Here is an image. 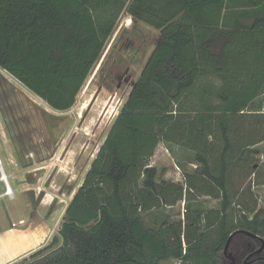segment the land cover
I'll use <instances>...</instances> for the list:
<instances>
[{"label":"trees","instance_id":"trees-1","mask_svg":"<svg viewBox=\"0 0 264 264\" xmlns=\"http://www.w3.org/2000/svg\"><path fill=\"white\" fill-rule=\"evenodd\" d=\"M125 9L160 37L58 234L11 264H225L232 233L264 235V207L235 206L232 191L233 168L251 167L250 149L264 140V114L255 113L264 0H0V69L69 110ZM161 142L194 153L185 186L158 180L151 160ZM195 189L219 207L171 221L164 208Z\"/></svg>","mask_w":264,"mask_h":264},{"label":"rangeland","instance_id":"rangeland-1","mask_svg":"<svg viewBox=\"0 0 264 264\" xmlns=\"http://www.w3.org/2000/svg\"><path fill=\"white\" fill-rule=\"evenodd\" d=\"M158 35L159 31L151 26L133 21L125 9L75 105L66 111L53 109L0 69L1 76L7 79V82L3 79L7 90L5 98L0 99V157L16 195L0 198V230L19 224L24 227L35 216H40L52 228L46 245L52 242L60 230L67 206L82 185L149 59ZM126 68H129L130 80L118 86L116 74L123 73ZM176 149L178 153L166 148L158 151L151 164L159 170V181L185 186L184 175L193 174L198 164L193 152ZM250 150L253 165L244 173L238 167L233 168L235 206L242 202L264 207V140ZM4 191L5 184L0 181V193ZM185 199L164 208L171 221L184 220L190 210L198 207L209 210L220 205L215 195L204 196L196 189L189 191ZM161 264H179V261ZM225 264H230L227 256Z\"/></svg>","mask_w":264,"mask_h":264},{"label":"bare ground","instance_id":"bare-ground-1","mask_svg":"<svg viewBox=\"0 0 264 264\" xmlns=\"http://www.w3.org/2000/svg\"><path fill=\"white\" fill-rule=\"evenodd\" d=\"M50 235V225L40 216H35L24 228H11L1 233L0 264H8L30 250L38 248Z\"/></svg>","mask_w":264,"mask_h":264},{"label":"flooded vegetation","instance_id":"flooded-vegetation-1","mask_svg":"<svg viewBox=\"0 0 264 264\" xmlns=\"http://www.w3.org/2000/svg\"><path fill=\"white\" fill-rule=\"evenodd\" d=\"M128 71L129 68H126L123 73L119 72L116 74L118 86H121L124 81L128 82L130 80ZM256 235L258 236L256 237L248 233H238L235 235L230 246V251L237 260L236 264H264V235ZM262 247L263 250L256 253ZM231 248L236 249V251H232ZM251 254L254 255L248 258Z\"/></svg>","mask_w":264,"mask_h":264},{"label":"crops","instance_id":"crops-1","mask_svg":"<svg viewBox=\"0 0 264 264\" xmlns=\"http://www.w3.org/2000/svg\"><path fill=\"white\" fill-rule=\"evenodd\" d=\"M133 19V18H132ZM133 21H135L134 19H133ZM153 28V27H152ZM155 29V28H154ZM157 31H159V30H157ZM159 37H160V31H159V35H158V38H157V40L159 39ZM258 110L257 111H255V113L257 112V114H264V95L263 96H261V97H259L258 98V108H257ZM176 147H179V146H169V145H167L166 143H164V142H161L158 146H157V149H156V152H155V155H154V157H156V154L158 153V151H160V152H162L163 151V149L164 148H166V150L167 151H171V150H173V152H179V149L177 150L176 149ZM181 148V147H180ZM16 196V195H15ZM14 196V197H15ZM48 222V221H47ZM48 224H49V222H48ZM50 225V224H49ZM25 227V226H24ZM22 225H20L19 224V226L18 225H16V226H11V227H8V228H5V229H3V230H0V234L1 233H4V232H6V231H8V230H11V228L12 229H19V228H24ZM50 228H51V226H50ZM51 231H52V228H51ZM51 236V235H50ZM50 236H49V238L46 240V241H44L41 245H39L38 247H41L42 245H44V244H46L48 241H49V239H50ZM34 249H36V248H34ZM30 251H32V250H30ZM28 253V252H27ZM24 255V254H23Z\"/></svg>","mask_w":264,"mask_h":264},{"label":"water","instance_id":"water-1","mask_svg":"<svg viewBox=\"0 0 264 264\" xmlns=\"http://www.w3.org/2000/svg\"><path fill=\"white\" fill-rule=\"evenodd\" d=\"M238 233H248V234H251L253 236H258L250 231H247V230H237L235 231L234 233H232L228 240H227V243L225 245V248H224V254L229 257L231 259V263L230 264H236L237 260L236 258L234 257L233 253L230 251V246H231V243H232V240L233 238L235 237V235H237ZM263 250V247L261 249H259L256 253L258 252H261ZM254 254H251L248 258H251Z\"/></svg>","mask_w":264,"mask_h":264},{"label":"built area","instance_id":"built-area-1","mask_svg":"<svg viewBox=\"0 0 264 264\" xmlns=\"http://www.w3.org/2000/svg\"><path fill=\"white\" fill-rule=\"evenodd\" d=\"M0 173H1L0 181H2L5 184V191L3 193H0V198L5 196L13 198L15 196V191L9 182V176L6 174L4 170L3 161L1 157H0Z\"/></svg>","mask_w":264,"mask_h":264}]
</instances>
